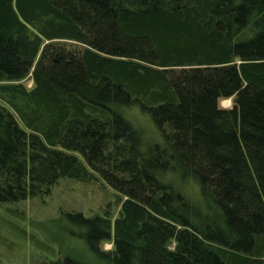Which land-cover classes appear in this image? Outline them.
I'll return each instance as SVG.
<instances>
[{"label":"trees","instance_id":"16d2710c","mask_svg":"<svg viewBox=\"0 0 264 264\" xmlns=\"http://www.w3.org/2000/svg\"><path fill=\"white\" fill-rule=\"evenodd\" d=\"M0 100V203L95 182L103 264H264V0H0Z\"/></svg>","mask_w":264,"mask_h":264},{"label":"rangeland","instance_id":"374dc122","mask_svg":"<svg viewBox=\"0 0 264 264\" xmlns=\"http://www.w3.org/2000/svg\"><path fill=\"white\" fill-rule=\"evenodd\" d=\"M24 83L26 88H31L29 79ZM0 106L9 109L3 100ZM219 107L231 109L232 101L222 100ZM124 113L134 120L132 113ZM19 126L24 128L21 123ZM149 134L153 132L145 133V144L156 141ZM182 191L191 198L196 195L190 183ZM108 206L111 216H117L119 201L110 187L68 179L60 180L47 196L0 203V264H48L66 256L82 264H103L87 251L78 237L79 230L65 220L64 214L79 213L90 218L102 214ZM100 249L110 251L111 243H101Z\"/></svg>","mask_w":264,"mask_h":264}]
</instances>
